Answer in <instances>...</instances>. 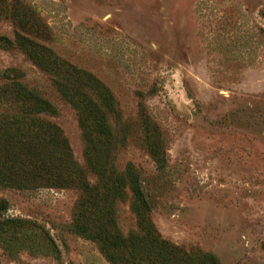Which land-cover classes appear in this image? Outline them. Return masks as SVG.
<instances>
[{
	"label": "rangeland",
	"instance_id": "374dc122",
	"mask_svg": "<svg viewBox=\"0 0 264 264\" xmlns=\"http://www.w3.org/2000/svg\"><path fill=\"white\" fill-rule=\"evenodd\" d=\"M0 177V264H264V0H0Z\"/></svg>",
	"mask_w": 264,
	"mask_h": 264
},
{
	"label": "trees",
	"instance_id": "16d2710c",
	"mask_svg": "<svg viewBox=\"0 0 264 264\" xmlns=\"http://www.w3.org/2000/svg\"><path fill=\"white\" fill-rule=\"evenodd\" d=\"M7 95L12 96V98L14 99L16 103L19 102L20 112L23 114H30V115L38 114V113L54 114V110L45 101L37 99V97L33 95L30 91H27L21 87H17V88H14L13 90H10L9 93L7 92ZM2 96H4V94H2ZM51 155L52 153L48 151L47 161L49 162L46 163L47 166L53 163V159ZM1 178L2 177H0V179ZM2 180H5V179H2ZM7 182H8L7 180L0 181V184L7 185ZM132 191H133V194L138 199V201L141 202L142 204H145L144 195L142 194V192L140 191L139 187L136 184L133 185ZM71 230H73V232H75L76 234L82 237L94 239V237L90 235L89 233H87V230L83 227L73 226ZM116 242H115L116 247L121 246L122 241L116 239ZM162 250L164 251L163 253L159 252V254H156L153 252L149 256H145V258H143L142 255H139L137 252L133 254H129V257H128L129 259L127 261L125 260L124 262L127 264H182L183 263V262L174 263L172 261L170 262L169 258L165 256V253H169V254L171 253L169 252L167 248L162 249ZM106 256H107V259L111 263L115 262L114 258L111 255L107 253ZM199 264H219V262L214 256L210 254H206L201 257Z\"/></svg>",
	"mask_w": 264,
	"mask_h": 264
}]
</instances>
